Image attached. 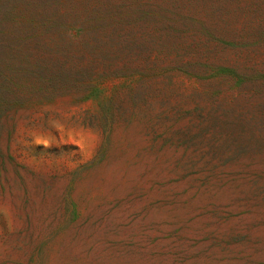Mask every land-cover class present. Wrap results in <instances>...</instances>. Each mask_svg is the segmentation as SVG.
<instances>
[{
    "label": "rangeland",
    "instance_id": "obj_1",
    "mask_svg": "<svg viewBox=\"0 0 264 264\" xmlns=\"http://www.w3.org/2000/svg\"><path fill=\"white\" fill-rule=\"evenodd\" d=\"M0 264H264V0H0Z\"/></svg>",
    "mask_w": 264,
    "mask_h": 264
}]
</instances>
